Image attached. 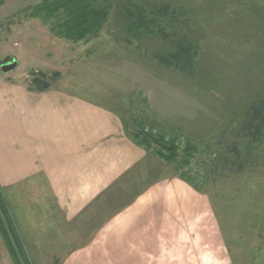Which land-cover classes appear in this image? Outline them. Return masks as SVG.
<instances>
[{
  "label": "rangeland",
  "instance_id": "374dc122",
  "mask_svg": "<svg viewBox=\"0 0 264 264\" xmlns=\"http://www.w3.org/2000/svg\"><path fill=\"white\" fill-rule=\"evenodd\" d=\"M41 2L0 0V83L18 80L27 86L38 72L48 76L59 72L64 83L77 84L71 89L80 95L118 109L124 122L132 116L149 127L153 117L166 133L175 136L179 153L188 141L197 146L189 164L177 172L178 162L169 165L161 159H143L135 166L141 167L139 171L112 189L108 210L120 208L132 192L142 189L140 181L131 192L126 191L128 184L139 181V174H144L145 184L149 178L158 181L186 172L185 178L195 183L209 208L210 239L212 232L218 234L231 264H264V117L257 130L262 118L245 114L256 104L249 102L264 93V38L254 41L248 37L259 34L264 21L249 15L247 21L210 22L204 32L203 56L208 82L159 67L152 54L161 48L160 39L133 38L127 43L129 37L115 21L114 11L88 44L55 38L33 14V7ZM261 8L253 7L258 13ZM249 23L258 24L247 35L244 31L249 29L244 28ZM5 59L15 62L12 70H2ZM249 126L253 132L260 131L258 135L248 132ZM148 174L153 175L146 178ZM21 188H1L21 243V261L56 264L86 242L35 239L46 237L51 216L45 212L43 196ZM100 221L94 220L81 236L89 237ZM0 264H13L1 235Z\"/></svg>",
  "mask_w": 264,
  "mask_h": 264
},
{
  "label": "crops",
  "instance_id": "0c3cea01",
  "mask_svg": "<svg viewBox=\"0 0 264 264\" xmlns=\"http://www.w3.org/2000/svg\"><path fill=\"white\" fill-rule=\"evenodd\" d=\"M62 75L38 92L0 83V191L21 185L43 196L51 219L46 237L35 239L86 240L56 264H231L218 234L210 239L203 195L176 176L108 210L113 184L146 152L126 135L118 109L80 95Z\"/></svg>",
  "mask_w": 264,
  "mask_h": 264
},
{
  "label": "trees",
  "instance_id": "16d2710c",
  "mask_svg": "<svg viewBox=\"0 0 264 264\" xmlns=\"http://www.w3.org/2000/svg\"><path fill=\"white\" fill-rule=\"evenodd\" d=\"M256 4L262 7L260 13L253 9ZM113 11L117 12L115 21L118 25H122L129 37L127 43H130V39L133 38L139 40L160 39L162 41L161 48L152 54V60L154 58V62L159 67L172 70L181 76L190 78L199 76V81L210 82L207 78L209 71L204 70L205 58H203L204 46L207 41V35L204 32L208 29L210 22L213 20L219 23L223 21L233 23L238 20H246L245 17L249 15L259 16L264 21V0H42L41 3L33 7V14L36 12L35 16L48 26L55 38L74 43H88L90 39L96 38L102 27L108 23L109 14ZM257 24L249 23L244 28L249 31L244 32L248 35L251 27L257 30ZM248 37L254 41L257 37L264 38V26L259 34L252 35L251 33ZM8 61L5 59L4 63ZM53 75L46 77L41 72L34 74L31 82L27 85V90L37 92L47 90L55 75L57 76V74ZM249 103L256 104L252 105L251 111L248 110L245 114L248 118L250 116L262 118L257 125V130H259L264 117V93H260ZM152 119L153 123L149 127H145V123L130 116L129 121L124 122L126 135L146 152V159H161L169 165L178 162L175 171L183 169L194 156L197 146L188 141L179 153L180 148L175 136L166 133L167 131L153 117ZM155 128L158 130H154ZM251 129V126L246 128L250 133L253 132ZM259 132L253 133L258 135ZM159 142L170 145L171 149L165 150L158 145ZM137 167L119 178L113 184L112 189H118L121 181L125 180L124 178H131L136 169L138 171L141 169V167L140 169ZM185 173H178L176 176L195 186L193 181L185 178ZM152 175L148 174L146 178ZM143 177L144 174L141 176L139 174L137 183L128 184L129 188H126V191L140 185V181L142 189L132 192L131 198L121 207L128 206L147 186L155 182L149 178L148 183L142 184ZM0 235L12 263L29 264L26 259L21 261L18 254V250L22 251L21 243L17 240L1 191Z\"/></svg>",
  "mask_w": 264,
  "mask_h": 264
},
{
  "label": "water",
  "instance_id": "95a60500",
  "mask_svg": "<svg viewBox=\"0 0 264 264\" xmlns=\"http://www.w3.org/2000/svg\"><path fill=\"white\" fill-rule=\"evenodd\" d=\"M15 66V62H9V63H6L5 65L2 66V70L4 71H10L14 68ZM158 145L162 148H164L165 150H170L171 149V146L170 145H167L165 143H162V142H159Z\"/></svg>",
  "mask_w": 264,
  "mask_h": 264
}]
</instances>
